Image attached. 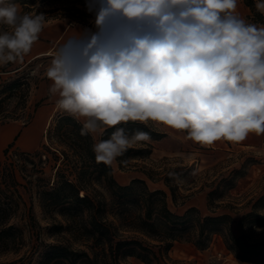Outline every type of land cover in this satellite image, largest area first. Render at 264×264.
Masks as SVG:
<instances>
[{
  "label": "clouds",
  "instance_id": "obj_1",
  "mask_svg": "<svg viewBox=\"0 0 264 264\" xmlns=\"http://www.w3.org/2000/svg\"><path fill=\"white\" fill-rule=\"evenodd\" d=\"M264 14V0L255 5ZM237 0H89L95 32L68 36L46 77L56 109L78 121L97 163L112 165L149 133L121 124L159 122L202 145L264 134V26L236 14ZM45 14L0 0V65L22 61ZM73 42H79L73 46Z\"/></svg>",
  "mask_w": 264,
  "mask_h": 264
},
{
  "label": "trees",
  "instance_id": "obj_2",
  "mask_svg": "<svg viewBox=\"0 0 264 264\" xmlns=\"http://www.w3.org/2000/svg\"><path fill=\"white\" fill-rule=\"evenodd\" d=\"M243 1L262 21L263 15L255 7L256 0ZM8 2L31 4L30 0ZM31 79L30 73L26 72L0 86V124L24 116L31 90L38 86L37 81L32 86ZM31 116L27 114L24 123ZM82 126L81 121L69 114H59L48 127V144L44 143L43 148L51 153L55 171L52 181L46 180L36 192L44 211L49 213V235L58 236L73 229L87 249L76 250L70 243L56 240L45 244L39 264H54L59 260L69 264H131L128 258H135L144 264H177V260L169 256L174 242H190L198 249H204L213 235L222 238L224 246L235 258L264 264V238L254 239L244 232L245 228L263 222L264 214L255 209V203L264 199V194L237 221L231 210L216 213V208L224 206L215 199V194L222 192L221 184L233 185L231 178L222 176L207 192L209 214H201L194 206L177 213L168 206V194L174 205L178 204L179 198L183 203L187 196L180 194L178 180L189 172V168L174 166L165 167L162 171L144 170L149 179H157L153 174L158 175L168 192L150 189L142 178L120 184L113 176L111 165L96 162L92 135L81 136ZM117 127L147 132L153 139L164 135L140 122ZM115 130L108 128L100 140H106ZM148 146L150 148L130 147L116 160L121 164L132 158H145L151 153V146ZM35 155L42 160L41 152L37 151ZM2 178L4 176L0 175V253L16 249L22 234L20 228L9 222L11 210L17 205L12 197L16 189L10 192L4 189L15 186L17 182L12 176L10 182L2 187ZM225 206L235 209L230 203ZM56 209L61 220L51 214ZM30 220L33 221L32 216Z\"/></svg>",
  "mask_w": 264,
  "mask_h": 264
},
{
  "label": "rangeland",
  "instance_id": "obj_3",
  "mask_svg": "<svg viewBox=\"0 0 264 264\" xmlns=\"http://www.w3.org/2000/svg\"><path fill=\"white\" fill-rule=\"evenodd\" d=\"M257 2L260 1L256 0ZM30 3L15 2L14 4L18 6L21 14L44 13L46 22L64 20L66 24L77 28L78 33H83L85 29L91 32L97 30L94 25L95 14L87 10L89 0H30ZM236 14L248 23L256 24L258 27L264 26V14H262L263 20L260 21L243 0H237ZM8 30V26L0 24V32ZM51 58L50 54L33 59L24 56L22 61L0 65V86L26 72L32 76V86L35 81L38 82V86L31 90L24 116L19 120L0 124V175L4 176L1 183L4 187L12 176L17 182L15 186L4 189L5 192L16 189L13 190L12 197L17 205L11 210L9 222L20 228L22 232L21 240H17L16 249L0 253V264H39L45 244L56 240L70 243L76 250L87 249L80 235L73 229L62 232V235H49L47 232L49 213L44 211L36 192L38 186L44 184L46 180L52 181L55 171L52 168L51 153L43 148L44 143L48 144L46 138L48 127L57 115L68 114L56 109L57 98L49 93L50 80L45 73ZM43 109L45 115L41 123L34 128L36 137L32 142L33 134L24 131L33 124L35 117ZM27 114L32 116L27 123H24ZM79 121L83 123V119ZM143 124L164 135L132 146L150 148L148 146L150 145L151 153L145 158H132L121 164L117 160L113 162L111 165L113 176L118 183L127 184L134 178H142L150 189H163L168 192L163 181L158 179V175L153 174L157 179H149L144 170L162 171L165 167L186 166L190 170L178 180V185L180 194L187 197L183 203L179 198L178 204L174 205L168 194V206L177 213L194 206L201 214L206 215L210 213L207 192L220 181L222 176L229 177L233 180V185L230 187L221 184L222 192L215 194L217 203L224 205L216 208V213L231 210L235 221L243 212L251 210L257 199L264 194L262 146L264 134L250 133L241 142L220 140L211 145H202L189 139L186 130H175L153 121ZM123 129L128 134L136 131L134 128ZM100 137L101 135H92L93 145L100 141ZM51 150H54V147H51ZM37 151L41 152V161L39 156L35 155ZM228 203L235 209L226 207ZM255 204V209L264 214V199ZM51 214L58 220L62 219L57 209ZM30 216L33 217V221L30 220ZM244 232L254 239L264 238V220L261 224L245 228ZM169 256L177 260V264H252L235 258L226 249L219 235H213L204 249H198L190 242H174ZM128 262L144 264L135 258H128ZM54 264L69 263L59 260Z\"/></svg>",
  "mask_w": 264,
  "mask_h": 264
},
{
  "label": "crops",
  "instance_id": "obj_4",
  "mask_svg": "<svg viewBox=\"0 0 264 264\" xmlns=\"http://www.w3.org/2000/svg\"><path fill=\"white\" fill-rule=\"evenodd\" d=\"M75 32L78 33V29L66 24L64 20L58 19L45 22L44 29L40 33L38 41L34 43L31 51L26 54L25 57H27L28 59H33L39 56L51 54L52 52H54L58 45H60L68 36L74 35ZM78 43L79 42H73V46H76ZM49 83L51 85L52 82L50 81ZM53 97H56L58 99L57 96ZM44 115V109L39 111V113L35 117L33 124L27 127L24 131L33 134L32 142L36 137L34 128L41 123Z\"/></svg>",
  "mask_w": 264,
  "mask_h": 264
},
{
  "label": "built area",
  "instance_id": "obj_5",
  "mask_svg": "<svg viewBox=\"0 0 264 264\" xmlns=\"http://www.w3.org/2000/svg\"><path fill=\"white\" fill-rule=\"evenodd\" d=\"M263 148H264V141H263V144H262Z\"/></svg>",
  "mask_w": 264,
  "mask_h": 264
},
{
  "label": "bare ground",
  "instance_id": "obj_6",
  "mask_svg": "<svg viewBox=\"0 0 264 264\" xmlns=\"http://www.w3.org/2000/svg\"><path fill=\"white\" fill-rule=\"evenodd\" d=\"M23 144V143H22Z\"/></svg>",
  "mask_w": 264,
  "mask_h": 264
}]
</instances>
